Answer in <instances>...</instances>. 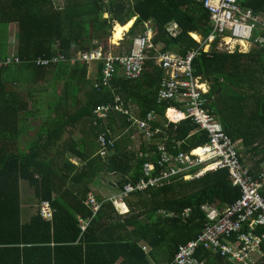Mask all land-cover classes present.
<instances>
[{
	"label": "trees",
	"instance_id": "1",
	"mask_svg": "<svg viewBox=\"0 0 264 264\" xmlns=\"http://www.w3.org/2000/svg\"><path fill=\"white\" fill-rule=\"evenodd\" d=\"M238 1L264 17V0ZM133 18L124 38L125 52L130 50V37L143 32L149 21L160 52L170 50L184 57L199 48L192 71L209 85L202 106L218 119L242 162L243 151L248 154L252 175L264 167V42L248 52L203 51L196 37L204 41L212 27L209 11L200 1L0 0V59L13 56L9 66L0 68V264H160L172 260L180 244L199 235L206 219L201 206L221 213L240 199L241 188L231 184L226 170L191 180L179 173L159 187L123 193L125 185L136 186L148 178L149 164H155L157 173L152 176H157L161 169L174 167L167 157L189 153L208 142L206 131L199 130L188 117L166 125L165 110L171 103H157L164 71L154 59L156 51L145 61L139 79L128 81L117 76L112 89L95 87L101 79V62L90 65L77 59L78 54L98 46L106 52H124L119 45L113 47L120 53L114 52L109 40L116 23L124 26ZM174 21L180 26L176 36L168 30ZM11 25H16V48L8 50ZM56 54L62 57L58 63L40 62ZM94 67L96 77L92 80L88 73ZM18 89H23L34 104L47 103V119L24 143L19 142L20 133L27 128L23 121L39 113L27 110L28 103ZM117 95L135 106L139 118H146L150 110L158 111L157 136L166 137L162 140L166 143L163 155L146 141L141 143L140 154L126 151L136 129L118 111H110L109 128L94 124V109L113 104ZM81 96L86 99L81 100ZM78 124L86 136L82 151L89 153L75 150L82 160L79 166L66 157L64 148L69 143L63 140ZM103 131L115 139L112 156L97 154V138ZM121 146H125L124 151ZM149 152L152 155L147 157ZM198 170L200 167H193L190 175ZM103 173L119 176L116 186L126 215L121 216L113 202L99 193L96 198L102 207L95 215L85 206L84 201L95 191L94 180ZM46 206L48 217L43 214ZM187 208L190 215L180 217ZM233 236L238 237V233ZM210 252L199 250L198 261L234 264ZM248 261L264 264V242L252 262L250 257Z\"/></svg>",
	"mask_w": 264,
	"mask_h": 264
},
{
	"label": "built area",
	"instance_id": "2",
	"mask_svg": "<svg viewBox=\"0 0 264 264\" xmlns=\"http://www.w3.org/2000/svg\"><path fill=\"white\" fill-rule=\"evenodd\" d=\"M198 1L202 2L204 8L209 11L212 30L208 41L217 39L218 49L227 52H234L237 49L247 52L257 43L264 42V17L261 14L256 15L251 8L241 5L238 0ZM145 27L146 30L133 37L128 52L115 54L111 50L106 52L102 46H98L88 53L78 54L77 59L90 65L101 62V79L95 87L112 89V82L119 75L124 80H137L144 71V64L150 58V53L156 51L154 59L164 71V78L157 93V103H171L165 110L168 117L166 125L170 122L178 124L188 117L199 130L206 131L208 142L189 153H180L177 157H167V159L165 157L166 161L174 163V167L163 168L157 176L147 180L141 179L135 187L125 185L123 193L145 190L150 186L159 187L162 181L179 173L188 180L197 179L207 172L226 170L231 184L241 188L240 199L226 206L221 213L214 207L201 206L200 209L206 219L199 235L180 245L175 259L168 264H199L194 255L200 248L227 257L234 264H247L250 253L264 239V167L256 175H252L250 167L242 162L239 150L223 131L218 119L202 106L204 103L202 96L208 93L209 85L201 76H195L192 71V60L198 49L188 51L184 57L170 50L160 52L153 42V29L150 23H146ZM168 30L176 36L180 26L177 22H173ZM247 44L250 49L245 51ZM61 59L60 54H56L53 59L40 62L47 65L51 62L58 63ZM12 60L13 56L5 60L0 59V68L9 66ZM129 107H125L122 99L117 95L113 104H102L94 112L98 118H106L111 110H117L128 115V121L143 133L146 139H156L160 130L156 124L160 116L158 111L150 110L146 118H139ZM169 111H172L175 117L171 116ZM98 141L100 154L103 157L107 156L114 146L115 139L102 133ZM165 147V142L157 144L158 151L162 155L166 152ZM198 150L201 153H196ZM193 167H200V170L191 176ZM150 171L155 172V167L151 166ZM122 197H119V202ZM92 201L95 210H98L102 204L98 203L94 196ZM49 213L48 206L43 208L46 217ZM190 213V209L187 208L180 217L187 218ZM257 226L261 228L259 231L256 229ZM234 233H238V237H234Z\"/></svg>",
	"mask_w": 264,
	"mask_h": 264
},
{
	"label": "crops",
	"instance_id": "3",
	"mask_svg": "<svg viewBox=\"0 0 264 264\" xmlns=\"http://www.w3.org/2000/svg\"><path fill=\"white\" fill-rule=\"evenodd\" d=\"M133 20H135V18H133ZM175 22V21H174ZM134 23V21H133ZM132 23V24H133ZM118 23L115 24V26L117 25ZM121 25V24H119ZM153 26V25H152ZM13 28H14V31H13V35L10 34V38H14L15 37V33H16V25H13ZM129 30V29H128ZM127 30V31H128ZM127 31H124L123 32V37L122 39H120L117 44H119L120 42H122L123 40L125 41L126 39H124L125 37L127 38V36H125V34L127 33ZM113 35V34H112ZM123 41V42H124ZM131 44V43H130ZM121 46L122 48V51H124V47H126L125 43L124 45L122 46L121 44L119 45ZM204 46V45H203ZM14 47L16 48L15 44L9 40V43H8V50L9 49H14ZM204 48V47H203ZM95 67L94 68H90L89 69V73H88V78L94 80L95 79ZM19 92L21 93V95H23L24 97V101H26L28 103L27 105V110H30V109H34V111H38L39 115L38 116H35V117H28L27 119H25V121H23V123H25V126L28 128L29 126V123L36 120V119H40V123L38 124L37 126V129L40 125L43 124V122L47 119L46 116H47V103H39V105H37L36 103H32V101L29 99L28 95L25 93V91L23 89H18ZM77 105V107L79 108V102H76L75 103ZM74 105L71 106V108L73 107ZM76 108V109H78ZM83 126V125H82ZM26 128V130H27ZM26 130L24 131V133L26 132ZM37 131V130H36ZM81 131V132H80ZM23 132H21L20 134V137H19V142L21 143H24L26 142V140L30 139V138H25V134H22ZM36 135V133H35ZM34 135V136H35ZM79 135H84L83 131L80 129L79 127V124L76 125V127L74 128L73 126L71 127V131L70 132H67L64 136H63V140H66L68 143H69V146H67L65 149V155L66 157L69 158L70 161H72L73 163H75L76 165H78L76 163V160L78 159L80 161V164H82V160L81 158L77 157L76 154L79 153H83L85 155H89V153H86V152H83L82 151V146H83V140L84 138L83 137H80ZM92 138V137H91ZM88 139L90 140V137H88ZM62 138L60 139V143H59V147H60V144L63 142ZM133 141V139L131 140V142ZM88 142V141H87ZM132 143H130V146H131ZM125 146H121V150H123ZM54 150H57V149H54ZM75 150H78V152H76ZM91 151V150H90ZM88 150V152H90ZM124 151V150H123ZM126 151H127V146H126ZM130 150H128L129 152ZM125 153V152H123ZM130 153V152H129ZM131 153H135V152H131ZM50 155H54V154H50ZM79 166V165H78ZM104 176L107 177V179L105 180ZM95 181H97L96 183H94V188H97L100 193H105L107 191H111L113 190V192H117V186H116V183L119 181V176L114 174V173H106L102 176V178H97L95 179ZM104 181H106V183L109 185L110 188H106V186H104L102 183H104ZM118 192H119V189H118ZM117 192V193H118ZM102 196V195H101ZM120 209V208H119ZM120 211H124V210H121Z\"/></svg>",
	"mask_w": 264,
	"mask_h": 264
},
{
	"label": "rangeland",
	"instance_id": "4",
	"mask_svg": "<svg viewBox=\"0 0 264 264\" xmlns=\"http://www.w3.org/2000/svg\"><path fill=\"white\" fill-rule=\"evenodd\" d=\"M55 2L56 3H62V0H55ZM107 15V14H106ZM106 17V16H105ZM132 21H134L133 19H132ZM13 31H14V28H13V25H11L10 26V34H12L13 35ZM111 37H112V35H111ZM126 38V37H125ZM196 38H198L200 41H201V38L200 37H196ZM9 40L10 41H12L14 44H16V39H15V37L14 38H10V35H9ZM196 40V39H195ZM124 41V40H123ZM120 42L119 44H116V43H114V42H112V39H110L109 40V43H110V45L113 47L114 45H124V43H125V45L127 44L126 42H127V40H125L124 42ZM197 41V40H196ZM203 47H206V46H203ZM222 48H224V47H222ZM114 52H116L117 51V53H120V52H118V50H116V48H111ZM205 49V48H204ZM212 49H215L214 48V46L212 45V44H210L208 47H207V49H205L204 51H210V50H212ZM248 49H250V46L247 44L246 45V47H245V51L246 50H248ZM215 50H218V49H215ZM80 99L81 100H84V99H86L85 98V96H81L80 97ZM40 123V119H36V120H34V121H32V122H30L29 123V126H28V128H27V130H26V132L24 133H22V134H25V138H33L34 137V135H35V133H36V130H37V126H38V124ZM87 127L85 126L84 127V129H86ZM81 129V128H80ZM126 130V129H125ZM81 132V131H80ZM83 132H84V130H83ZM80 137H83V138H85L84 137V135H79ZM88 138V137H87ZM91 138V137H90ZM131 138L133 139V141L132 142H130V143H132L131 144V146H130V143H128V146H127V151L128 150H130L129 152H135V153H137V154H140V146H141V143H143L146 139H145V137H144V134L143 133H140L139 131H136L135 133H133L132 134V136H131ZM91 139H94L93 137L91 138ZM149 144H151V143H149L148 142V146H149ZM97 154L99 155L100 154V152H97ZM148 155L149 156H151V153H148ZM242 155H244L245 156V164L248 166V167H251L252 166V162L250 163V162H248V154H246V153H244V151H243V154ZM76 163L78 164V165H80V161L77 159L76 160ZM104 174H102L101 176H100V178H102V176H103ZM98 178V177H97ZM96 178V179H97ZM104 178H105V180L107 179V177L106 176H104ZM108 180V179H107ZM97 181H95L94 180V183H96ZM104 186H106V188H110L109 187V185L106 183V181H104V183H102ZM117 188V187H116ZM117 192H118V190H117ZM117 192L115 193V192H113V190H111V191H107V192H105V193H100V191L97 189V188H95V191H93L92 193H90L89 195H88V197L86 198V201L87 202H90V203H92V205H94V202L92 201V196H94V197H96V193H99L100 195H102V197L104 198V199H106L107 201H110V200H112V199H114V198H117V196L119 195V194H117ZM116 208H117V210H118V212L120 213V215L121 216H123V215H126L127 214V210L125 209V207L122 205V204H120V205H117L116 206ZM121 210H124V211H120V209Z\"/></svg>",
	"mask_w": 264,
	"mask_h": 264
},
{
	"label": "clouds",
	"instance_id": "5",
	"mask_svg": "<svg viewBox=\"0 0 264 264\" xmlns=\"http://www.w3.org/2000/svg\"><path fill=\"white\" fill-rule=\"evenodd\" d=\"M196 1H198V0H196ZM202 3V2H201ZM203 5V4H202ZM204 7V6H203ZM205 9V8H204ZM206 10V9H205ZM207 11V10H206ZM254 11V10H253ZM254 13L256 14V15H258V13H256L255 11H254ZM106 17H109V15L107 14L106 15ZM135 21V20H134ZM146 23H150V25H151V27H152V29H153V26H152V22L151 21H149V22H145V24ZM119 24V23H118ZM114 28H115V26H114ZM114 28H113V31H112V34H113V32H114ZM144 30H146V27H145V29ZM212 30V29H211ZM140 33V32H139ZM124 35V34H123ZM123 35H122V37H123ZM126 35V34H125ZM137 35V34H136ZM153 35H154V31H153ZM135 36V35H134ZM133 36V37H134ZM209 36V35H208ZM208 36H207V38L204 40V41H198V42H200V44L202 45V50L204 51L205 49L203 48V45L205 44V43H208V46L210 45V44H213L214 43V48L215 49H218L217 48V43H218V40L217 39H215L214 41H208ZM133 37H130L132 40H133ZM112 37H110V39H111ZM194 38V37H193ZM201 38V37H200ZM195 39V38H194ZM117 44V43H116ZM131 47V46H130ZM197 49H199V48H197ZM195 50V49H194ZM238 50V49H237ZM218 51H223V50H221V49H218ZM198 52V51H197ZM205 52H207V51H205ZM227 52V51H226ZM243 52V51H242ZM248 52V51H247ZM121 54V53H120ZM197 54V53H196ZM196 54H195V56H196ZM144 67H145V64H144ZM144 72V71H143ZM141 74H143V73H141ZM121 78H122V76L121 75H119ZM123 79V78H122ZM139 79V78H138ZM124 80V79H123ZM128 81H134V80H128ZM97 83V82H96ZM95 83V84H96ZM123 104H124V106L126 107H129L130 109H132V112L136 115L137 114V111H136V108H135V106L133 105V104H129V103H126V102H123ZM96 109V108H95ZM95 109H94V111H95ZM93 111V113H94V117H95V120H94V124L95 125H98V126H104L106 129L107 128H109V126H108V124H107V117H108V115H109V113H108V115H107V117L106 118H98L97 116H96V114H95V112ZM112 111H117V110H112ZM119 112V111H118ZM119 113H121V112H119ZM123 116H125L126 117V119L128 120V115H125V114H123V113H121ZM137 116V115H136ZM165 116H166V114H165ZM100 119H101V121H100ZM166 121H167V123H168V117L166 116ZM158 121H161V118L159 117V119L156 121V122H158ZM130 122V121H129ZM104 123V124H103ZM131 123V122H130ZM130 126H134V125H130ZM129 129V126H128V128L124 131V132H126L127 130ZM135 129H136V131H139L136 127H135ZM140 132V131H139ZM102 133H105L104 131L103 132H101L100 134H102ZM141 133V132H140ZM99 134V135H100ZM99 137V136H98ZM166 137H158V136H156V139H154V140H148V139H146L145 141L146 142H149V143H153L154 144V146H156V148H157V144L159 143V142H162V140H164ZM97 141H98V138H97ZM98 144H99V141H98ZM100 147V146H99ZM158 149V148H157ZM114 152H115V149H111L110 150V152H109V154H108V156H112L113 154H114ZM149 153H151V152H149ZM151 155H152V153H151ZM147 157H149V155H148V153H147V155H146ZM151 166H154L155 167V172H153V171H150V167ZM148 171L149 172H151L150 174H149V176H148V178L147 177H145V180H147V179H149L150 177H152V173L153 174H155V173H157V170H156V166H155V164L154 163H151V164H149L148 165ZM103 174H105V173H103ZM206 174V173H205ZM202 177V176H201ZM193 179H196V178H193ZM188 180H191V179H188ZM137 184L139 183V181L138 182H136ZM133 187H135V186H133ZM149 188H152V186H150V187H148L147 189H145V190H140L141 192H144V191H146V190H148ZM124 190V189H123ZM136 190H134L133 192H135ZM118 194V193H117ZM95 199L97 200V198L95 197ZM106 200V199H105ZM119 196H117V198H114V199H112V200H110V201H112L113 202V206H114V208H115V210H117V208H116V206L117 205H120V204H123V202H122V199H121V202H119ZM97 202L98 203H101L102 204V202L101 201H99V200H97ZM84 204H85V206L86 207H88L90 210H92V212H93V215H95L99 210H100V208L102 207V205H101V207L98 209V210H95V205H92V203H90V202H87L86 200L84 201ZM123 206H124V204H123ZM125 207V206H124ZM258 231L261 229L260 228V226H257V228H256ZM193 240V239H192ZM264 242V239H263V241L260 243V245L262 244ZM187 243V242H186ZM180 245H183V244H180ZM179 245V246H180ZM259 245V246H260ZM259 246L256 248V249H254L251 253H250V260H251V262H252V257H253V255H254V253H255V251H257V250H259ZM143 249H145V247L143 246ZM199 250H204V249H199ZM199 250H197L196 251V253H195V255H194V257H196V259L198 260V252H199ZM177 254V253H176ZM219 254H217V256H218ZM176 256V255H175ZM175 256H174V258L172 259V260H168V261H165V262H163V263H160V264H168V263H171V262H173V260L175 259ZM219 256H221V255H219ZM221 257H223V256H221ZM223 258H226L229 262H231L227 257H223ZM159 264V263H158ZM199 264H201L200 262H199ZM247 264H250L249 263V261L247 260Z\"/></svg>",
	"mask_w": 264,
	"mask_h": 264
},
{
	"label": "bare ground",
	"instance_id": "6",
	"mask_svg": "<svg viewBox=\"0 0 264 264\" xmlns=\"http://www.w3.org/2000/svg\"><path fill=\"white\" fill-rule=\"evenodd\" d=\"M132 23H133V21L130 20L124 26L117 24L114 28V32H113V35L111 38L112 42L117 43L120 39H122L123 32L127 31L129 29V27L132 25ZM197 41H199L198 38H197ZM204 46H206L204 48L207 49L208 43H205ZM169 114L171 116L175 117V115L173 114L172 111H169ZM176 116H179V115H176ZM196 153H201V151L198 150V151H196Z\"/></svg>",
	"mask_w": 264,
	"mask_h": 264
},
{
	"label": "water",
	"instance_id": "7",
	"mask_svg": "<svg viewBox=\"0 0 264 264\" xmlns=\"http://www.w3.org/2000/svg\"><path fill=\"white\" fill-rule=\"evenodd\" d=\"M109 9H110V12H111V17H113V8H112V5L109 6Z\"/></svg>",
	"mask_w": 264,
	"mask_h": 264
}]
</instances>
